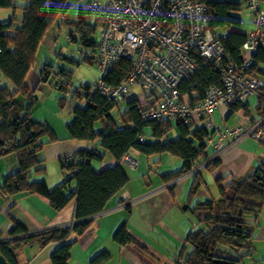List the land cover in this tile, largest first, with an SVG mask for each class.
Returning <instances> with one entry per match:
<instances>
[{"label":"trees","instance_id":"16d2710c","mask_svg":"<svg viewBox=\"0 0 264 264\" xmlns=\"http://www.w3.org/2000/svg\"><path fill=\"white\" fill-rule=\"evenodd\" d=\"M76 2L78 13L76 18H71L69 10L72 5L68 0H0V10H13V14L16 10L22 12L19 20L12 15L6 22H0V159L14 155L17 161V170L4 176L0 182V196L39 195L55 211H61L74 202V223L71 226L29 231L10 216L12 229L7 236H0V255L9 264H18V251L23 245L37 243L43 247L57 243L58 247L50 254L51 264H68L72 245L89 229L95 216L105 211L110 201L127 189L131 181L127 170H135L137 177H144L145 180H149L152 173L158 176L174 199L176 181L187 174L193 178L185 206L196 216L198 225L187 234L183 247L168 264H246L247 260H254L256 249L252 219L264 207V153L259 161L255 160L254 171L242 177L232 174L217 177V200L195 201L190 207L197 192L205 187L201 170L217 167L220 164L219 153L229 145L224 137L212 153L208 149L211 136L217 135L218 130L223 132L225 127L218 125L216 127L220 129H209L206 119L196 117L142 120L136 112V107L141 105L137 99L126 98L127 109L121 112L116 108L117 103L92 90V85L100 77L90 85L70 89L72 71L64 67L54 70V66L47 63L41 68L33 90L27 88L26 80L36 63L39 46L45 42L54 24L57 28L67 27L66 37L80 53L78 60L70 56L61 59L73 64L96 63L98 39H95L94 33L99 23L96 18L95 23L85 18L88 0ZM263 2L261 0L260 3L262 9ZM243 8L252 24L250 31L254 27L252 18L255 13L248 0L207 4L209 27L215 33L219 29H228L223 32L226 38L222 41L225 65L243 66V60L248 56L243 45L249 31L245 33L241 30L244 21L240 12ZM195 61L196 72L181 80L177 86L181 101L191 105L201 102L209 87H221L223 82L220 72L210 69L200 58H195ZM131 67L130 59L120 58L103 78L105 83L111 87L118 86L128 76ZM241 77L259 80L262 86L244 102L226 106L229 110L226 119L241 110L248 117L255 109L261 121L264 118V39L258 46L253 64L243 68ZM49 89L70 95L69 99L57 97L58 107L61 110L66 108L72 118L65 126L68 138L88 145L59 158L63 181L54 188H49L44 179L32 180L33 173L45 171L42 166L44 161L39 157L45 141L57 140L53 128L46 121L31 118L39 99L45 98L50 93ZM38 90L42 91L41 98L36 94ZM156 95L155 92L153 95L145 92L143 101L153 96L157 99ZM18 96L25 98L24 105L19 102ZM254 96L256 103L252 109L246 102ZM212 115L210 119L213 123ZM253 122L259 121L254 119ZM172 129L177 135L170 138ZM260 129L262 136L256 140L264 146V122ZM246 131L241 130V133ZM234 136L239 139V136ZM247 137L254 138L251 135L244 138ZM125 155L136 162L135 167L122 163ZM165 155L175 158L180 166L161 175L155 173L150 163L140 172L143 165L132 157L159 156L154 165H162ZM106 156L113 164L96 170L93 164L103 162ZM129 199L123 200L128 214L132 205ZM113 238L120 246L131 244L147 249L139 238L129 232L126 221L119 226ZM108 257L107 252H102L91 263L102 264Z\"/></svg>","mask_w":264,"mask_h":264},{"label":"crops","instance_id":"0c3cea01","mask_svg":"<svg viewBox=\"0 0 264 264\" xmlns=\"http://www.w3.org/2000/svg\"><path fill=\"white\" fill-rule=\"evenodd\" d=\"M138 96L140 99H144V96ZM122 103H117L116 108L118 109ZM246 103L251 108V101ZM228 111L226 107H221L212 115L215 126L224 124L223 127L229 131L240 126L241 130L244 131L249 130L254 125V119L257 121L261 119L254 109L250 111L251 114L248 117L241 110L227 120ZM51 127L57 140L55 142L45 141L39 153V157L44 161L42 166L45 171L41 174L33 173L32 178L34 180L44 179L49 188H54L63 181L59 158L71 155L88 145L69 139L67 132L62 127L59 135H57L55 127ZM211 138L208 149L212 153L215 150L212 143L218 142L219 138L217 135H212ZM225 139L226 142L225 140L224 142L229 145L218 155L220 164L201 174L205 187L197 192L190 206L195 201L217 200L219 194L216 178L229 174L242 177L246 173L254 171L257 164L255 158L259 161L260 156L264 153V146L261 144V147L257 149L246 145L249 137L235 139L234 135L227 134ZM254 140L251 139V141ZM96 146L97 144L94 145V147ZM135 158L140 162V165L144 164V160L140 157ZM112 164L111 158L106 156L103 162L93 165L96 170H99L104 165ZM179 166L180 163L174 161L171 170L175 171ZM16 170L17 161L14 155L0 159V175L2 177L12 174ZM192 179L191 175L187 174L176 181V198L174 199L158 176L149 178V180H145L144 177H133L127 189L112 199L105 211L95 216L89 229L72 245L68 264H92L93 258L102 252H107L109 255L102 264L170 263L183 247L187 234L198 225L194 217L192 219L186 218L187 209L181 208L182 205L186 204ZM127 197L130 198L132 204L129 214L124 208L126 204H123V200ZM121 200L122 202H120ZM172 207H179L180 209L175 210L171 216H167ZM73 209L74 202L72 201L63 210L55 211L45 198L35 194L0 196V236H7L11 231V217L21 222L27 230L34 231L46 227L69 225L73 221ZM124 221L127 222L129 232L139 238L147 246V249H140L131 244L126 246L117 244L113 237ZM252 221L254 222L253 235L255 241L253 244L256 249L254 256L256 262L249 259L246 264H264V207ZM57 247V243H50L43 247L37 243L23 245L18 251V264H51L50 254Z\"/></svg>","mask_w":264,"mask_h":264},{"label":"built area","instance_id":"2783aa9c","mask_svg":"<svg viewBox=\"0 0 264 264\" xmlns=\"http://www.w3.org/2000/svg\"><path fill=\"white\" fill-rule=\"evenodd\" d=\"M221 2L232 0H89L85 10L97 19L101 28L96 56L100 79L92 85V90L99 91L114 103L128 97L137 99L141 103L136 107L137 115L145 121L196 117L206 119L209 129H216L210 116L217 109L244 102L262 86V82L254 78H242L241 73L243 68L253 64L258 46L264 39L261 0H248L255 13L254 27L243 45L248 56L244 58L243 66L225 65L222 41L226 34L215 33L209 27L206 15L208 3ZM120 58L130 59L132 67L123 82L111 87L103 78ZM195 58L220 72L223 82L221 87H209L204 99L191 105L181 101L177 86L196 72ZM135 86L143 93L153 95L155 92L157 99L154 96L149 99L150 95L143 101L133 92ZM263 122L264 118L244 134L240 126L231 131L218 130L219 141L213 147L218 148L227 134L237 135L239 139L250 135L260 139ZM122 163L136 166L128 155Z\"/></svg>","mask_w":264,"mask_h":264},{"label":"rangeland","instance_id":"374dc122","mask_svg":"<svg viewBox=\"0 0 264 264\" xmlns=\"http://www.w3.org/2000/svg\"><path fill=\"white\" fill-rule=\"evenodd\" d=\"M21 1L22 0H16V2H21ZM68 1L72 5L70 7V10H69V16L71 18H76L77 13H78V7H77L78 3L76 2V0H68ZM262 6L264 7V2L262 3ZM13 12H14L13 10H7V9L0 10V22H6L8 20V18L11 17L12 15H15V18L17 20L21 19L22 12L20 10H16L14 14H13ZM240 14H241V17L244 21V24H243V27L241 28V30L243 32L247 33L249 31V29L252 27V24L250 23V19H248V13L243 8L241 10ZM85 18L89 22L95 23L96 19L90 13L85 14ZM17 23L18 22H16V24ZM52 28H53L52 31L48 32L47 39L45 40V42L39 46V49H38L37 54H36V63L33 66V68L29 71V74H28V77L26 80V85L28 86L27 88L30 91L33 90V88L36 86V84L38 82L39 73L41 71V68L46 63L53 65L54 70H57L58 67H64V68H67V69L72 71L70 89H76V88L84 87L86 85H90V84L96 82L100 77V73L98 71L96 63L89 64L86 62H81L79 64H73V63H71L65 59H61L64 56H70V57L76 58L78 60V59H80V53L76 49V45L74 43L69 42V40L66 37L67 36V27L61 26V27L57 28V24H54V26ZM100 31H101V28L97 24V27H96V30L94 33L95 39H98V37L100 35ZM227 31H228V29H219V30H217V33L227 32ZM19 37L21 38V36H19ZM58 53H60V55H58ZM70 91H73V90H70ZM133 92L136 95H140V97L144 96L143 90L138 86H135L133 88ZM36 94L39 98H41L42 91L38 90V92ZM58 96L66 97L67 99H69L70 95L69 94L66 95L65 93L58 92V90L51 89L50 93L47 94V96L45 98L39 99L36 108L32 111V114H31V118L33 120H35V121L38 120L40 122L46 121L50 126L55 127V129L57 130V135H59L61 133L60 132L61 127H62V129L64 128V130L66 131L65 125L67 123H69L72 119L66 108H63V110H61L58 107V105H57V97ZM17 99L19 100V102L22 105H24V101H25L24 97L18 96ZM249 100L251 101L250 106L252 108V106L256 103L255 96L250 98ZM126 101H124L118 107V109L121 112L125 111L127 109ZM220 125H222V124H220ZM169 135H170L169 136L170 138H173L177 135V133L174 129H172ZM249 138L250 139H247L248 143L246 145H248L250 148L252 147L253 149L254 148L257 149L258 147H261L260 143L256 139L254 140V138H251V137H249ZM251 139L254 141H251ZM253 149L251 150L252 152H253ZM143 158L142 159L144 160V164L141 167L140 172L143 171V168L146 169L147 165L150 163V167L153 168L155 173H157L158 175L172 171L171 167H172L174 161H176L175 158L165 155V157L163 158L162 165H159V164L154 165V161H158L159 156H152L151 158H146V157H143ZM133 159L135 160L136 158L133 156ZM255 160H257V159L255 158ZM4 162H5V160H4ZM201 172L206 173V170H201ZM127 173L129 175L130 179L137 176L135 170H133V171L127 170ZM154 176H155V174L152 173L151 176H149V178L151 179ZM2 179H3V177L0 175V182L2 181ZM33 181H35V180L33 179ZM185 205H182L181 208L187 209V211L185 213L186 218H189V219H192L193 217L196 218V216L192 215V213L190 212V209L188 210V208ZM192 206L193 205H191L190 207H192ZM178 208L179 207H172L167 216H171L172 214H174L173 212L175 210L180 209V208L179 209ZM163 264H166V263H163Z\"/></svg>","mask_w":264,"mask_h":264},{"label":"water","instance_id":"95a60500","mask_svg":"<svg viewBox=\"0 0 264 264\" xmlns=\"http://www.w3.org/2000/svg\"><path fill=\"white\" fill-rule=\"evenodd\" d=\"M0 264H9L3 256L0 255Z\"/></svg>","mask_w":264,"mask_h":264}]
</instances>
